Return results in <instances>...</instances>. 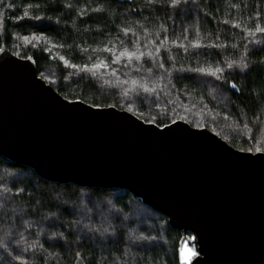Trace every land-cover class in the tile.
I'll use <instances>...</instances> for the list:
<instances>
[{
  "label": "trees",
  "instance_id": "1",
  "mask_svg": "<svg viewBox=\"0 0 264 264\" xmlns=\"http://www.w3.org/2000/svg\"><path fill=\"white\" fill-rule=\"evenodd\" d=\"M4 3L13 7L0 4V47L32 57L39 77L63 97L123 110L131 104V113L157 125L175 120L203 125L199 128L242 151L256 152L264 145V43H253L264 41V36L242 31L257 23L264 26V0H187L177 8L148 0ZM97 7L104 11H92ZM81 9L87 14L78 15ZM25 11L42 19H16ZM233 23L241 27L234 28ZM125 27L135 36H125L121 31ZM32 34L38 38L25 42L23 37ZM165 36L168 40L157 61L145 57L128 66L112 65L118 69L115 76L107 71L93 76L66 67L59 59L64 56L77 65L97 59L111 64L110 54L103 51L106 45L118 49L122 47L118 41H124L123 46L132 49L136 37L158 45ZM192 41L222 47L189 48L186 53L177 46ZM241 57L250 64L248 69L226 68V62L239 63ZM157 62L164 68H157ZM209 65L224 67L223 76L236 88L211 76L180 71ZM131 80L137 85L150 82L156 91L145 93ZM181 235L168 225L166 216L127 190L50 182L0 155V264H178Z\"/></svg>",
  "mask_w": 264,
  "mask_h": 264
},
{
  "label": "water",
  "instance_id": "2",
  "mask_svg": "<svg viewBox=\"0 0 264 264\" xmlns=\"http://www.w3.org/2000/svg\"><path fill=\"white\" fill-rule=\"evenodd\" d=\"M166 125L67 99L33 58L0 52L1 156L50 182L132 193L182 233L178 264H264V152Z\"/></svg>",
  "mask_w": 264,
  "mask_h": 264
},
{
  "label": "snow or ice",
  "instance_id": "3",
  "mask_svg": "<svg viewBox=\"0 0 264 264\" xmlns=\"http://www.w3.org/2000/svg\"><path fill=\"white\" fill-rule=\"evenodd\" d=\"M53 2H57V0H53ZM149 4H156V3H160L163 4L164 6H171L173 8H177L179 7V5L181 3H187V0H148ZM0 4L3 5L4 8H11L13 7L12 4H6L4 3V0H0ZM38 7V5H37ZM68 8H72L73 5L69 4L67 5ZM92 11L94 12H103L104 9L101 7H97L95 9H92ZM132 11H135V9H133ZM86 10L85 9H81L78 12V15H86ZM24 18H29V19H35V20H41L42 17L39 15H34L32 17L28 16V12L25 11L23 14V17H16V19H24ZM225 23H227V21H225ZM234 28H240L241 25L240 23H233L232 25ZM121 31L123 32V34L125 36H128L129 34H132L133 36H135V33L133 32V30L129 27H125L123 29H121ZM243 32H246L249 36L254 37L256 34H260L262 36H264V26H262L261 24L257 23L255 25V28H248V27H244L242 28ZM41 35H43L41 33ZM38 37H36L35 34H32L31 38L29 36H24L23 39L25 42H30L31 40H35ZM168 40V37L165 36L164 40H161L159 42V44L157 45L155 41H149L148 44H144L142 41L139 40V37H136L133 41H132V49H129L128 47H124V41H118L122 47L120 48H115L114 46H105L103 51L107 52L110 54L111 56V64H109L106 60H102V59H97L95 63H85L83 65H77V64H73L70 63L69 60H67L64 56H60L59 59L60 61H62V63L64 64V66L75 69L77 71L80 72H86V73H91L93 76L97 75L98 73H102V72H109L111 73V75L115 76L117 74L118 69L116 67H113L112 65H119L121 63L124 64V66H128V62H132V61H141L142 59H144L145 57L149 58L150 60L153 61H157V56L161 51V47L164 46L165 41ZM185 40H187V36H185ZM172 44H177V41L173 40L171 41ZM253 43H264V41H253ZM152 45L153 50L150 51H143L141 50L142 48H148V46ZM179 48H182L186 53L189 52V48L192 49H207V48H220L222 47V45L217 44V43H211V44H202L198 41H192L189 44H178L177 45ZM247 47V46H245ZM7 51L6 47H0V52H4ZM45 51H47V49H45ZM84 51V50H82ZM118 53V54H117ZM197 55H199L200 53L197 52ZM27 59L31 60L32 57H27ZM253 63H256L255 61H253ZM157 68L163 69L164 65L163 63H159L157 62L156 64ZM227 69H233L238 67L242 72L245 69H248L250 67V64L248 62H246V58L245 57H241V60L239 63L236 62H226L225 64ZM152 69H149V72H151ZM180 71H185V72H192V73H196L202 76H211L213 77L216 81H220L221 84H228L230 85V87L232 89L236 88L235 83H233L231 80H228L227 77L223 76L225 68L224 67H220V66H211L209 65L208 67H204V66H197L195 68H181ZM125 84H128L129 81L125 80L124 81ZM131 84L133 85H137V81L136 80H131L130 81ZM138 88H142L143 91L145 93H149V92H155L156 89L150 86V82H141L139 85H137ZM125 95H127V91L125 92ZM102 105H100L99 103H94L91 105V107H95V108H99ZM111 106V105H109ZM127 111L132 112L133 111V107L131 104H129ZM146 123H153V120H145ZM175 121H173L174 123ZM199 127H202L203 125H198ZM157 127H167V125H164L163 123L158 124ZM245 128H248V125H245ZM257 144H259V141H256ZM248 151H252V149H248ZM256 152H264V145L262 146H258L255 148ZM5 192L8 191L7 188L4 189ZM22 191V190H20ZM105 231H107V229H105ZM55 235H62V234H54ZM21 239H23V237H21ZM33 247L35 245H32ZM76 257L77 258H81V254L79 252L76 253ZM15 259H19V257H15Z\"/></svg>",
  "mask_w": 264,
  "mask_h": 264
},
{
  "label": "rangeland",
  "instance_id": "4",
  "mask_svg": "<svg viewBox=\"0 0 264 264\" xmlns=\"http://www.w3.org/2000/svg\"><path fill=\"white\" fill-rule=\"evenodd\" d=\"M95 205H96V204H95ZM95 205H94V206H95Z\"/></svg>",
  "mask_w": 264,
  "mask_h": 264
}]
</instances>
